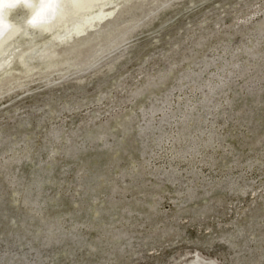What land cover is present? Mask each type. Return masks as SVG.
Returning <instances> with one entry per match:
<instances>
[{
  "label": "rangeland",
  "instance_id": "374dc122",
  "mask_svg": "<svg viewBox=\"0 0 264 264\" xmlns=\"http://www.w3.org/2000/svg\"><path fill=\"white\" fill-rule=\"evenodd\" d=\"M117 9L119 57L0 85V264H264V0Z\"/></svg>",
  "mask_w": 264,
  "mask_h": 264
},
{
  "label": "bare ground",
  "instance_id": "6f19581e",
  "mask_svg": "<svg viewBox=\"0 0 264 264\" xmlns=\"http://www.w3.org/2000/svg\"><path fill=\"white\" fill-rule=\"evenodd\" d=\"M119 2L120 0H0V85L14 84L13 80L30 76L40 77V82L46 81L43 84L56 83L66 76L85 70L88 66H83V63L87 59L97 56L91 61L96 63L106 56L107 59L119 57L122 52H113L116 48L113 43L121 38L123 40L136 28V25L127 26L115 36L118 19L114 14L116 10H120L117 9ZM167 4H162L156 10L159 12L166 9L169 7ZM46 34V39L33 40L37 36L44 38L43 35ZM33 46H40L39 50L33 52ZM30 47H33V51H30ZM105 49L107 54L104 53ZM82 53L86 55L80 57ZM36 54L40 57L38 60L35 59ZM254 262L260 264V260Z\"/></svg>",
  "mask_w": 264,
  "mask_h": 264
}]
</instances>
